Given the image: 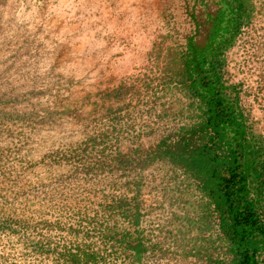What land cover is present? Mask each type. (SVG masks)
<instances>
[{
	"label": "rangeland",
	"instance_id": "obj_1",
	"mask_svg": "<svg viewBox=\"0 0 264 264\" xmlns=\"http://www.w3.org/2000/svg\"><path fill=\"white\" fill-rule=\"evenodd\" d=\"M248 2L221 69L264 142V0ZM201 7L198 0H0V264H67L56 242L76 241L74 227L97 211L98 220L120 196L129 207L138 202L146 250L136 260L116 258L109 247L112 264L223 258L215 236L210 255L209 231L196 235L187 223L204 200L181 170L165 161L125 171L103 164L115 148L147 147L186 120L185 93L163 70L195 32L191 14ZM113 218L131 225L130 217ZM39 233L52 245L39 248Z\"/></svg>",
	"mask_w": 264,
	"mask_h": 264
},
{
	"label": "trees",
	"instance_id": "obj_2",
	"mask_svg": "<svg viewBox=\"0 0 264 264\" xmlns=\"http://www.w3.org/2000/svg\"><path fill=\"white\" fill-rule=\"evenodd\" d=\"M198 1L201 9L191 14L195 32L172 50L163 70L185 93L186 120L147 147L138 145L125 152L115 148L114 157L103 164L125 171L165 161L178 168L192 179L204 200L187 223L196 235L209 231L206 249L210 255L214 252L210 239L215 236L220 242L223 258L215 264H264L263 137L241 103L240 88L226 81L221 69L223 52L248 19L252 4L249 0ZM125 200L120 196L107 204L96 221L98 211L91 221L79 222L73 229L76 241L56 242L54 247L67 264H112L105 254L109 247L115 248L116 258L139 260L146 250L137 227L140 207L137 201L129 207ZM114 216L130 217L131 225H123ZM96 230L103 247H96L92 239L98 237ZM36 238L39 248L52 245L44 233Z\"/></svg>",
	"mask_w": 264,
	"mask_h": 264
}]
</instances>
